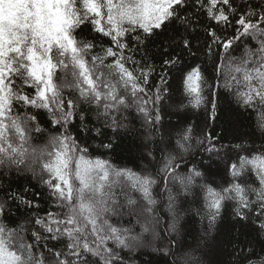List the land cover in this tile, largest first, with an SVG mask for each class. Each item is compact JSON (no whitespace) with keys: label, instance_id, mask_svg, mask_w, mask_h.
<instances>
[{"label":"snow or ice","instance_id":"1","mask_svg":"<svg viewBox=\"0 0 264 264\" xmlns=\"http://www.w3.org/2000/svg\"><path fill=\"white\" fill-rule=\"evenodd\" d=\"M200 31L194 46L192 33ZM161 37L159 81L153 83L157 65L148 44ZM198 55L208 64L196 62ZM173 73L187 100L179 107L205 108L200 134L187 124L174 144L169 137L155 173L93 158L85 137L103 131L89 127L83 106L95 109L113 134L128 128L134 111L151 135L160 130L165 100L171 101ZM221 88L255 113L264 136V0H0V178L26 169L50 199L41 214V193L30 197L28 187L0 185V264H131L125 253L140 246L143 233L160 240L187 231L180 223L183 205L204 173L181 168L196 149L209 153V163L213 155L231 160L230 179L220 187L199 185L203 210L195 212L208 226L182 264H200L196 252L214 249L225 201L233 202L237 222H250L264 237V144L217 147L206 131L208 120L217 118ZM45 134L43 144L34 143ZM226 148L235 158L229 151L221 156ZM147 155L155 159L153 150ZM13 204L28 211L22 221ZM125 217L135 218L141 233L125 226ZM177 246L169 239L153 250L168 256ZM240 254V264H264V255L250 258L257 255L251 246L247 253L239 249L237 260Z\"/></svg>","mask_w":264,"mask_h":264},{"label":"trees","instance_id":"2","mask_svg":"<svg viewBox=\"0 0 264 264\" xmlns=\"http://www.w3.org/2000/svg\"><path fill=\"white\" fill-rule=\"evenodd\" d=\"M173 35L174 33H167L166 37ZM198 37H203L202 31L192 33L194 46L197 45ZM164 39L165 37H161L154 43L148 44L150 62L157 65L156 72L151 77L153 83L159 81L160 70L158 65L160 62V52L162 51L159 45L163 43ZM173 47L175 46L173 45ZM242 47L243 45H241V49ZM171 50L170 48L169 51ZM235 55H240V52H236ZM136 58H141L139 53H137ZM202 60L206 65L208 64L206 59L198 55L196 62L199 63ZM185 62L189 64L193 63L192 57L187 56ZM169 89L171 101L165 100L160 130L153 132L150 138L147 137V131L141 126L139 118H135L134 111L130 114L129 121H127L128 128L113 134L110 129L104 128L102 118L97 119L95 109L84 105L83 108L87 114L89 127H99L103 131V135L101 136H94L90 133L85 137L91 156L93 158L100 157L108 160L118 168H129L135 172L147 171L155 173L159 167L158 162L161 159L160 149L167 142L168 138L171 137V142L174 144L177 132L186 127L187 124L194 125L195 133L199 135L206 118V111L203 107L199 110L193 109L190 106L179 107L181 102L187 105V100L183 96V86L178 74L173 73L170 77ZM219 93L220 100L217 118L214 121L208 120L209 127L206 129L207 132L217 138V147L230 143H243L246 147L260 149L261 145L264 144V136L261 135L255 126V113L238 106L232 96L223 88L219 89ZM65 94L75 95L74 93H68L67 90H65ZM79 127L80 122L77 118L75 124L72 126L73 132L78 133ZM46 135L34 141V143L43 144ZM80 135L83 136L82 133ZM109 142L113 143L111 149L100 147L102 143ZM149 150H153L154 160L147 155ZM225 151L229 150L227 148L223 149L221 156H223ZM234 151H229V155L233 156V158H235ZM209 159V153L196 149L194 153L185 158L186 167L182 165L181 168L182 171H186L187 168L195 167L197 171L204 173V177L198 179L197 186L193 189V194L187 197L183 205L180 223L184 225L187 231L182 229L171 237H163L160 240L155 239L153 247L150 248L147 246L150 242V237L143 233L141 239L143 237L144 243L140 241L141 246L131 252L125 253V259H130L131 264H173L174 260L176 264H182L183 254L197 247V239L208 226L207 220L202 221L201 217L196 215L195 212L197 208H200L201 211L203 210V193L199 185L206 181L213 187H220L225 185L230 179L226 165L230 164L231 160L225 158L223 159L224 161L218 162L216 161L217 159L211 158V163H209ZM22 172V175L17 176L13 169L10 177L0 178V185L6 188L8 183H11L12 187L17 190L28 187V195L30 197L32 192L41 193L39 203L41 205V214H43V212L49 209L50 205L47 189L41 188L38 181L33 180L31 172H28L26 169H22ZM162 186L161 182L155 191L159 193ZM2 198V194H0V199ZM233 207L232 201H225L216 230L213 232L216 240L214 249L207 253L200 250L196 252L200 264H240V260H243L244 255L240 254L239 260L236 259L239 249L243 248L244 252L247 253L249 246L254 248L257 253V255L250 257L252 260H258L261 255H264V237L259 236L254 231V226L250 222L247 227L244 226V222H237L233 216ZM12 208L15 212V217L19 221H22L28 215V211L23 206L13 204ZM129 221H131V224H129ZM123 222L125 226L135 225L134 232L141 233L142 230L139 224L136 223L135 218L125 217ZM158 231L162 233L163 227H159ZM169 239L178 242V246L172 248L171 255L165 256L163 252L153 250L157 247L167 246Z\"/></svg>","mask_w":264,"mask_h":264},{"label":"rangeland","instance_id":"3","mask_svg":"<svg viewBox=\"0 0 264 264\" xmlns=\"http://www.w3.org/2000/svg\"><path fill=\"white\" fill-rule=\"evenodd\" d=\"M146 135H147V137L148 138H150L151 136L149 135V133L148 132H146ZM212 158L213 159H217L216 161H218V162H220V161H222V159H218V158H216L214 155L212 156ZM224 161V160H223ZM146 235H149V237H150V242L147 244V246L150 248V247H153V241L155 240L154 239V237L150 234V233H145ZM144 239H143V237H142V239H141V242L142 243H144V241H143ZM142 244L140 243V246H141Z\"/></svg>","mask_w":264,"mask_h":264}]
</instances>
